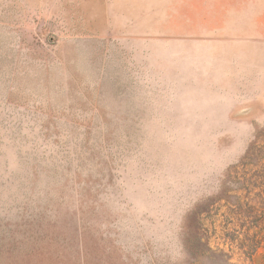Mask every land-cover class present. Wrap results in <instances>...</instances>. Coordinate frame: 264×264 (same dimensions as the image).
Segmentation results:
<instances>
[{
    "label": "rangeland",
    "instance_id": "1",
    "mask_svg": "<svg viewBox=\"0 0 264 264\" xmlns=\"http://www.w3.org/2000/svg\"><path fill=\"white\" fill-rule=\"evenodd\" d=\"M0 264H264V0H0Z\"/></svg>",
    "mask_w": 264,
    "mask_h": 264
},
{
    "label": "crops",
    "instance_id": "2",
    "mask_svg": "<svg viewBox=\"0 0 264 264\" xmlns=\"http://www.w3.org/2000/svg\"><path fill=\"white\" fill-rule=\"evenodd\" d=\"M208 53L209 54L201 55L203 56L202 59L194 55L181 56V89L186 88V89L191 90V89H209L210 87L212 89L217 88L214 85L205 84L204 81L209 83L208 78H207L209 77V72H210V76L213 75L214 73L217 74L222 58L219 56H218L219 59L217 57L213 58L210 52ZM191 62L193 63V66H191L192 67L191 69H188L187 64H190ZM209 62L211 63V69L202 68L201 66L202 64H207L208 66ZM201 74H204L206 77L203 78ZM188 95H192V93L188 92L187 96ZM201 118H204V117H201ZM193 119H199V118L193 117ZM205 119H207V117H205Z\"/></svg>",
    "mask_w": 264,
    "mask_h": 264
}]
</instances>
